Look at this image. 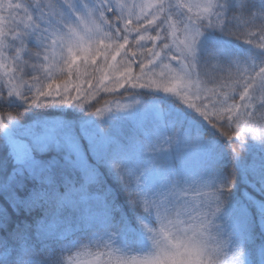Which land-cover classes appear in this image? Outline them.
<instances>
[{
    "label": "snow or ice",
    "instance_id": "obj_1",
    "mask_svg": "<svg viewBox=\"0 0 264 264\" xmlns=\"http://www.w3.org/2000/svg\"><path fill=\"white\" fill-rule=\"evenodd\" d=\"M0 69V102L129 124L0 112V264H264V0H0ZM137 89L174 97L227 151Z\"/></svg>",
    "mask_w": 264,
    "mask_h": 264
},
{
    "label": "trees",
    "instance_id": "obj_2",
    "mask_svg": "<svg viewBox=\"0 0 264 264\" xmlns=\"http://www.w3.org/2000/svg\"><path fill=\"white\" fill-rule=\"evenodd\" d=\"M255 3H259V0H253ZM215 39L221 43L224 47L229 48L241 56L251 54L256 50L250 45L245 44L243 41H238L233 37H224L218 34L205 32L204 36L201 37L203 43H207L208 40ZM57 74L59 75V70L57 69ZM83 79V78H82ZM136 99L141 100L144 104H153L156 109L163 110L167 114V118L171 121H178L185 125V127L192 129H200L207 135L215 137V142L217 146L225 151H227V140L225 137L220 136V134L212 129L207 122L203 121L198 115L188 109L186 106L179 104V102L172 96L165 94L163 92H157L152 90L137 89L133 92ZM91 98V97H89ZM112 97H105L104 100L100 101L98 106H103L107 100H111ZM114 106V105H113ZM10 111L13 115H18V120L22 126L40 123V122H53V121H70L73 123H87L92 117L90 110H85L83 108L76 107L74 105H39L30 106L21 103L14 98H9L7 102H0V112ZM125 114L123 113H111L108 114L104 121H99L98 124H104L109 129L116 132H127L129 131V124L123 118ZM138 118L143 119L146 123L151 124V117L145 114H138ZM14 134H21L23 132V127H13L10 125ZM250 151L253 155L259 158V149L253 146ZM117 189V194L120 197V201L123 203L125 197L120 191L119 186L115 185ZM246 187L245 183H242L237 176V195L240 191ZM125 207L127 205L125 204Z\"/></svg>",
    "mask_w": 264,
    "mask_h": 264
},
{
    "label": "rangeland",
    "instance_id": "obj_3",
    "mask_svg": "<svg viewBox=\"0 0 264 264\" xmlns=\"http://www.w3.org/2000/svg\"><path fill=\"white\" fill-rule=\"evenodd\" d=\"M137 2H139V0H137ZM189 2H193V3H203L204 0H189ZM194 11H195V9H194ZM2 71H3V70L0 69V75H2ZM149 105H153V104H149ZM153 106L156 108L155 105H153ZM113 107H114V106H113ZM140 114L143 115V113H140ZM107 116H108V115H107ZM107 116H105L103 120H98L96 117H92L89 121H87V124H88L90 127H91V126H94V125H97L99 121H104V120L107 118ZM53 122H57V121H53ZM53 122H51V123H53ZM99 123H100V122H99Z\"/></svg>",
    "mask_w": 264,
    "mask_h": 264
}]
</instances>
